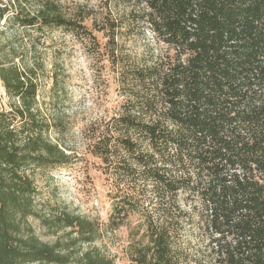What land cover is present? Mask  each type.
<instances>
[{
  "label": "trees",
  "instance_id": "1",
  "mask_svg": "<svg viewBox=\"0 0 264 264\" xmlns=\"http://www.w3.org/2000/svg\"><path fill=\"white\" fill-rule=\"evenodd\" d=\"M114 1L131 6L130 21L152 39L142 55L125 54L121 25L107 20L108 40L96 41L122 97L114 115L88 128L112 211L103 225L67 209L43 218L69 229L49 244L27 223L40 217L35 175L71 155L49 136L38 62L6 52L3 35L53 27L97 38L57 0H0L9 97L0 109V264H116L93 244L137 213L145 236L129 264H264V0ZM78 243L89 247L74 252Z\"/></svg>",
  "mask_w": 264,
  "mask_h": 264
},
{
  "label": "rangeland",
  "instance_id": "2",
  "mask_svg": "<svg viewBox=\"0 0 264 264\" xmlns=\"http://www.w3.org/2000/svg\"><path fill=\"white\" fill-rule=\"evenodd\" d=\"M57 1L68 16L86 17L85 24L97 39L53 27L44 32L8 29L3 35V44L9 41L6 52H17L21 62H38L35 72L39 106L49 119V136L54 141L59 140L71 155L69 162L35 175L37 193L33 203L40 217L30 216L27 223L49 244L65 240L69 229L48 227L43 224V218L54 221L58 213L67 209L103 225L112 211V200L106 193L109 183L102 173L100 158L90 151L88 139V128L114 115L122 101L116 70L107 59H101L97 51L96 41L108 40L100 29L107 20L117 21L121 25L117 40L123 43L125 54L142 55L152 39L147 31V37L143 36L142 24L130 21L131 6L114 0ZM19 59H16L18 63ZM8 103L9 97L0 80V109H8ZM142 221L140 214H131L117 229L105 228L93 245L114 256L116 264H129L132 246L145 236V228L140 226ZM147 240L146 237L144 241ZM88 247V244L78 243L71 249L82 252Z\"/></svg>",
  "mask_w": 264,
  "mask_h": 264
}]
</instances>
